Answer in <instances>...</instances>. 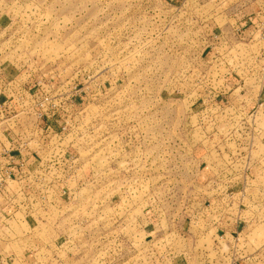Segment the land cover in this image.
I'll return each instance as SVG.
<instances>
[{"label":"rangeland","instance_id":"obj_1","mask_svg":"<svg viewBox=\"0 0 264 264\" xmlns=\"http://www.w3.org/2000/svg\"><path fill=\"white\" fill-rule=\"evenodd\" d=\"M262 6L0 0V264H264Z\"/></svg>","mask_w":264,"mask_h":264},{"label":"crops","instance_id":"obj_2","mask_svg":"<svg viewBox=\"0 0 264 264\" xmlns=\"http://www.w3.org/2000/svg\"><path fill=\"white\" fill-rule=\"evenodd\" d=\"M246 5L248 6L247 9H251V8L257 6V4H255L253 2L252 3L248 2ZM238 7L244 8L241 5ZM263 7L264 6H262V8H261L263 10L258 9V10L252 11L251 13H248L245 16L239 18L235 24V27L233 28L234 29L233 33H238V32H243V31L244 32L255 31L256 28H261L263 33H264V8ZM239 90H240V88H234V90L231 92V95H230V98H233V97L236 98V100H234V102H236L237 104L241 103L240 100H243L242 99L243 96L245 97L248 95L251 98L245 102L246 104L252 105L255 102L254 105H257V103L260 102L261 107H262V105L264 106V83H262V85H260V86H253L250 91L245 90L247 93L244 92L243 93L244 95L242 94V96H239V94H238ZM252 93H256L258 95L260 94L259 99L253 101L254 95H251ZM254 105H252V106H254ZM257 146L259 147V149H261L263 151V153H262V155H263L264 154V136H261L257 139ZM18 154H20V153H18ZM11 156H12V154H9V155L8 154L7 155L0 154V165H2V166L7 165L12 172L20 173L19 169L22 166V164L20 163V162H22L21 161L22 158H17L13 161V157H11ZM49 166L50 165H48L47 167H49ZM14 176H16V175H14ZM9 179L6 180L3 178L2 180H0V189H2L3 187H5L7 185V183L9 182ZM241 180H242V178L237 175V176H235V178L229 179L228 181H223L221 184L214 187V188H216L214 191H215V195L217 196L218 201L227 200L229 202V205H230V204H232V202H236L235 199L239 200L238 194L235 193V191L237 189H243V188L246 189V187H245L246 185L244 186L243 184H240V183H243ZM226 183H229V184L227 185ZM222 187L225 188V190H226V191L224 190V193L221 191ZM227 190H228L230 197H228V195H227L228 194ZM216 191H219V193H216ZM2 194H5V193L3 192ZM2 194L0 193L1 198H2ZM1 198H0V200H1ZM1 218H4L5 222L8 219L9 220L12 219V217H10L9 214H4V213H0V219ZM227 219H228V221L226 219L225 220H226V222H228V228H226L225 234H226V236L233 237V234L236 233L235 228H234V226L232 228L230 227L232 225L231 224V218L228 217Z\"/></svg>","mask_w":264,"mask_h":264},{"label":"built area","instance_id":"obj_3","mask_svg":"<svg viewBox=\"0 0 264 264\" xmlns=\"http://www.w3.org/2000/svg\"><path fill=\"white\" fill-rule=\"evenodd\" d=\"M0 154H5V155H7L8 154V152H3V153H0ZM9 155V154H8ZM8 166H3V168L2 169H5V168H7Z\"/></svg>","mask_w":264,"mask_h":264}]
</instances>
